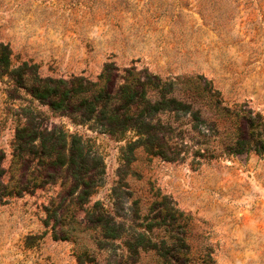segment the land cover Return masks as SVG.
Returning <instances> with one entry per match:
<instances>
[{
  "label": "rangeland",
  "instance_id": "374dc122",
  "mask_svg": "<svg viewBox=\"0 0 264 264\" xmlns=\"http://www.w3.org/2000/svg\"><path fill=\"white\" fill-rule=\"evenodd\" d=\"M0 43L11 51L10 70L25 63L41 78L96 80L113 63L163 79L202 75L225 104L247 103L264 115V0H0ZM14 79L0 75L3 179L43 178L36 189L0 203V264H78L76 253L84 249L83 241L55 240L52 225L43 223L51 205L69 199L65 167L14 158L29 113L37 127L82 137L99 173L92 201L108 206L115 197L127 208L136 199L144 205L166 196L196 218L190 264H199L202 242L213 248L214 264H264V157L223 155L195 165L188 151L171 161L73 125Z\"/></svg>",
  "mask_w": 264,
  "mask_h": 264
},
{
  "label": "trees",
  "instance_id": "16d2710c",
  "mask_svg": "<svg viewBox=\"0 0 264 264\" xmlns=\"http://www.w3.org/2000/svg\"><path fill=\"white\" fill-rule=\"evenodd\" d=\"M10 56L9 47L0 43V75L15 74V83L51 113L124 141L130 148H142L171 161L190 151L195 165L223 155L264 157V115L247 103L225 104L213 83L202 75L163 79L147 68L120 69L106 63L96 80L81 75L41 78L28 73L25 63L10 70ZM26 118L16 135L14 158L32 157L65 167L72 185L69 199L51 205L43 223L52 225L55 240L83 241L84 249L76 253L78 264L191 263L190 237L196 218L166 196H156L144 205L136 199L127 208L115 197L108 206L92 201L99 173L89 165L93 159L82 137L67 135L56 126L37 127L31 113ZM4 175L0 159L1 204L36 189L43 178L41 173L28 174L31 182L12 178L5 182ZM76 190L77 196L72 197ZM213 253L202 242L198 263L214 264Z\"/></svg>",
  "mask_w": 264,
  "mask_h": 264
}]
</instances>
